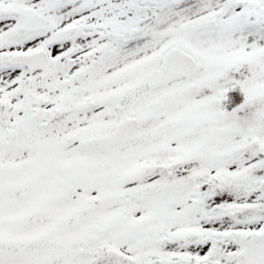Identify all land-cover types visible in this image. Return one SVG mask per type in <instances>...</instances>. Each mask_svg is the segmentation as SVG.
<instances>
[{
	"label": "snow or ice",
	"instance_id": "snow-or-ice-1",
	"mask_svg": "<svg viewBox=\"0 0 264 264\" xmlns=\"http://www.w3.org/2000/svg\"><path fill=\"white\" fill-rule=\"evenodd\" d=\"M0 264H264V0H0Z\"/></svg>",
	"mask_w": 264,
	"mask_h": 264
}]
</instances>
